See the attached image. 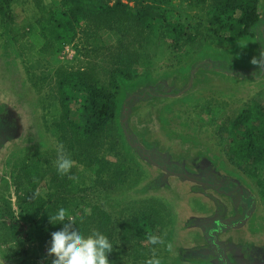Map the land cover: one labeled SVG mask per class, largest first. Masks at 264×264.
Segmentation results:
<instances>
[{
  "label": "rangeland",
  "instance_id": "374dc122",
  "mask_svg": "<svg viewBox=\"0 0 264 264\" xmlns=\"http://www.w3.org/2000/svg\"><path fill=\"white\" fill-rule=\"evenodd\" d=\"M53 2L14 0L13 9L19 17L35 21L45 10L52 8ZM259 12L264 20V0H260ZM198 13L202 18L206 16L203 11ZM204 25L208 41L203 49L198 51L188 47L187 52L175 54L164 44L152 40L146 31L141 33L137 27L120 19L118 24L115 18L105 26L90 17L77 26L73 41L59 52L49 48L38 55L42 65L28 72L0 23V104L7 106L11 119L19 125L18 132L7 139L0 150L2 214L6 216L5 207L11 206L15 219L20 221L21 232L32 231V223L22 220L19 214L20 187L16 171L21 160L34 151L48 157L57 170L55 162L61 153L56 148L62 145V154L74 161L77 176L84 175V178L79 180V185L75 184L76 180L65 183L63 191L58 190L60 195L99 205L116 221L142 207L157 206L165 214L163 231L154 234L158 242L146 241L148 246L142 254L137 253L140 248L129 245L118 264H149L152 260H158L159 264H211L191 252L207 245L206 238L213 225L203 230L204 223L199 225L195 221H204L214 215L219 204L190 181L174 176L163 178L164 170L145 159L143 151L135 145L137 143L145 149L144 153L157 154V161H164V164L167 161L180 171L186 167L187 171L195 172L197 165L208 161L217 171L242 185L253 197V211L238 229L230 228L219 238L226 244L235 263V254L246 249L244 246L264 247V200L259 196L255 180L228 160L227 142L220 141L217 122L212 121V116L216 117L214 108L218 106L222 108L217 111L220 118L239 111L252 100L264 104V56L260 55L264 52V34L260 33L264 31V22L255 33L234 43L219 42L208 24ZM122 55H130L137 61L132 79L119 76L117 79L119 104L121 107L126 105L129 110L124 117L118 113L117 126L114 124L113 130L94 140L88 152L102 164L108 160L112 169L116 167V175L122 182L115 188H107L96 174L101 164L73 160V152L67 149V143L64 146L59 140L58 116L53 115L54 104H58L56 71L60 67L66 71H85L100 85L114 90L111 83ZM253 58L258 60L257 65L251 63ZM196 62H219L223 66L212 69L200 65L193 71ZM160 85L165 87L163 93L160 90L152 95L140 93ZM134 94L138 96L128 99ZM71 108V116L77 121L75 97L71 99ZM120 123H127L129 141L120 129ZM122 168L126 170L125 175H120ZM47 169L55 174L51 166ZM44 183L39 187L42 194L48 192ZM208 193L223 204L225 216L233 213L227 197L213 190ZM237 210L241 211L240 208ZM13 245L9 239L0 242L4 264H18V256L8 252ZM27 247L33 246L27 244ZM36 247L39 248V244ZM49 257L45 248L38 250L37 258L31 262L43 264Z\"/></svg>",
  "mask_w": 264,
  "mask_h": 264
},
{
  "label": "trees",
  "instance_id": "16d2710c",
  "mask_svg": "<svg viewBox=\"0 0 264 264\" xmlns=\"http://www.w3.org/2000/svg\"><path fill=\"white\" fill-rule=\"evenodd\" d=\"M13 4L14 0H0V23L28 72L42 65L38 55L49 48L59 52L64 45L73 41L77 26L90 17L105 26L115 18L118 24L120 19L137 27L141 33L146 31L152 40L164 44L175 54L187 52L188 47L198 51L203 49L208 41L204 24H208L219 42L234 43L255 33L256 28H260L264 22L259 12L260 0H54L52 8L45 10L35 21L16 15ZM199 11L205 12L206 16L202 18ZM260 33L264 34V31ZM120 61L111 83L114 90L100 85L85 71H66L62 67L56 71L58 104H54L53 115L58 116L56 126L60 132L59 140L63 141L64 146L67 143V149L73 152V160H88L91 165L101 164L96 174L107 188H115L122 182L116 175V167L113 165L115 168L112 169L108 160L102 164L88 152L94 140L117 126L118 113L121 112V117H124L129 110L126 105L121 107L119 104L120 85L117 79L118 76L132 79L137 61L130 55H122ZM200 65L212 69L223 66L219 62H196L192 70ZM156 88L162 93L165 91L164 85ZM140 93L149 94L150 91L144 89ZM134 96L138 94L128 99ZM74 97L79 114L77 121L71 116V99ZM219 110H222L220 106L214 108L216 117L212 116V121L217 122L220 141L227 142L228 160L255 180L259 196L264 200V104L252 100L239 111L229 112L220 118L217 116ZM120 129L129 141L124 124L120 123ZM50 166L55 174L47 169ZM53 166L43 153L34 151L21 160L16 171L17 185L20 187L19 214L22 220L32 223V231L21 232L20 221L15 219L11 206L5 207L6 216L2 214V209L0 211V242L9 239L14 244L8 252L18 256V264H32L38 250L49 249L51 234L63 227L51 224L49 215L60 208L85 235L99 231L109 237L114 244L108 256L111 264H118L129 245L140 248L137 253L142 254L148 246L146 241L163 231L165 214L157 206L142 207L122 215L116 221L110 212L99 205L60 195L58 190L63 191L65 183L76 180L75 184L79 185L84 175L77 176L75 167L67 174H60ZM51 174L53 176L45 181ZM121 174L125 175L126 170L122 168ZM43 183L48 189L46 194L39 191ZM27 244L33 247L26 248ZM36 244H39V248ZM49 256L43 264H52L54 257Z\"/></svg>",
  "mask_w": 264,
  "mask_h": 264
},
{
  "label": "flooded vegetation",
  "instance_id": "af4514ba",
  "mask_svg": "<svg viewBox=\"0 0 264 264\" xmlns=\"http://www.w3.org/2000/svg\"><path fill=\"white\" fill-rule=\"evenodd\" d=\"M156 89L158 88L153 89L154 93L158 91ZM153 92L151 93L153 94ZM151 93L147 95H152ZM11 118L12 116L9 114L7 106L0 104V150L7 139L13 138V136L19 130L17 121L12 120ZM152 154L147 155L145 153L144 158L150 162H153V164L158 168L164 170L165 173L163 178L174 176L179 179L190 181L196 188L200 189V191H203L202 193H205V196L216 200V203L219 204L220 208H215L216 211L214 215L206 218L204 221L201 219L195 221L199 225L204 223L202 225L203 230H206L212 225L214 229L213 232L219 230L218 233H216L215 238L214 236L211 237L210 234L208 235V238H206L207 245L196 249V254L201 255L202 260L208 261L211 264H264V247L255 248L252 246H244L246 249H242L235 254V257H237V263H235L233 262V259L231 260L230 258L228 249L225 246L226 244L219 238V235L222 232L230 229H226L224 224L231 225L233 223H237L238 221L246 220L247 215H250L253 211V198L242 185H239L234 179L229 178L217 171L214 164L211 165V163L208 161H205L204 163H201V165H197V167H195L196 171L198 172H189L187 171L186 167L180 171L178 168H173L168 165L167 161L166 164L163 163L164 161H157L155 159L157 154ZM208 190L216 191L217 193L227 197L231 202L233 213L229 216H225L226 211L223 204L217 197H214L208 193ZM238 207L241 209L240 212L237 210L239 209ZM219 221L222 223L220 224ZM241 225L242 224L233 226L232 228L238 229ZM201 251L203 254L200 253Z\"/></svg>",
  "mask_w": 264,
  "mask_h": 264
},
{
  "label": "clouds",
  "instance_id": "9594fccd",
  "mask_svg": "<svg viewBox=\"0 0 264 264\" xmlns=\"http://www.w3.org/2000/svg\"><path fill=\"white\" fill-rule=\"evenodd\" d=\"M260 55L264 56V52ZM251 63L257 65L258 60L253 58ZM56 150L61 153L55 162L58 172L60 174L69 173L74 161L62 154V145H57ZM49 221L53 225H63L60 230L51 234L48 254L54 257L52 264H111L108 256L113 251L114 244L108 236L99 231L85 235L74 226V221L63 208L49 215ZM151 242L156 244L158 238L152 237ZM149 264H159V261L152 260Z\"/></svg>",
  "mask_w": 264,
  "mask_h": 264
},
{
  "label": "water",
  "instance_id": "95a60500",
  "mask_svg": "<svg viewBox=\"0 0 264 264\" xmlns=\"http://www.w3.org/2000/svg\"><path fill=\"white\" fill-rule=\"evenodd\" d=\"M150 91V93L152 92L151 90H149ZM153 94H155L154 92H153ZM124 129H125V131H126V133H127V138L128 139H130L131 137H130V132H129V129H128V126H127V123H125L124 124ZM141 151H143V153L142 154H145L144 153V151H145V149L141 146V145H138L137 143L135 144ZM147 155H150V153L148 152V153H146ZM152 154V153H151ZM238 185V184H237ZM252 197V196H251ZM253 198V197H252ZM249 216L250 215H247V219L249 218ZM246 219V220H247ZM246 220H241V221H238L237 223H233V224H231V225H226V224H224V227L227 229V228H232L233 226H237V225H240V224H243ZM219 223H220V221H219ZM222 223V222H221ZM220 223V224H221ZM210 230H212V231H210L209 232V234H210V236L212 237V236H214V238L216 237V233H218V231L219 230H216L215 232H213L214 231V229L213 228H211ZM193 255H197L196 254V251H194V252H191ZM200 253H202V251L200 252ZM203 254V253H202ZM5 263V261H4V259L0 256V263ZM3 263V264H4Z\"/></svg>",
  "mask_w": 264,
  "mask_h": 264
}]
</instances>
